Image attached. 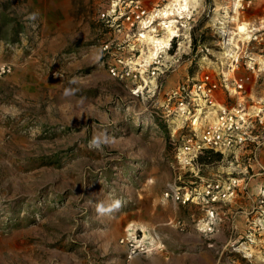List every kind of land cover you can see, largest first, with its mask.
Listing matches in <instances>:
<instances>
[{"label":"rangeland","instance_id":"rangeland-1","mask_svg":"<svg viewBox=\"0 0 264 264\" xmlns=\"http://www.w3.org/2000/svg\"><path fill=\"white\" fill-rule=\"evenodd\" d=\"M169 1L141 3L159 9ZM106 7L107 0H0V264H264L247 241L253 201L246 228L221 234L207 230L199 199L183 205L164 196L168 184L191 188L230 170L212 153L180 170L175 152L184 132L171 137L175 125L163 118L165 93L213 73L229 54L264 104V0L189 4L170 50L180 58L156 79L154 96L148 80L135 96L132 80L109 76L103 61L113 57L101 46L121 36L100 21ZM158 22L152 28L161 37ZM239 23L250 29L247 39L235 34ZM142 42L134 62L148 58L151 46ZM105 135L108 143L89 147ZM115 199L118 212H95ZM240 202L219 210L220 225Z\"/></svg>","mask_w":264,"mask_h":264},{"label":"built area","instance_id":"built-area-1","mask_svg":"<svg viewBox=\"0 0 264 264\" xmlns=\"http://www.w3.org/2000/svg\"><path fill=\"white\" fill-rule=\"evenodd\" d=\"M159 9H147L141 0H107V7L99 14L100 21L117 29L121 36L107 39L102 44V56L113 57L114 62L103 63L110 77L133 81L135 88L132 94L135 96L141 95L148 87L147 80L151 86L147 90L154 96L159 89L156 79L171 71L180 58L178 55L172 60L178 53H170L172 41L179 37L175 36L166 48L152 58L132 61L136 55V60L141 56L138 46L146 45L142 42L141 33L152 28L156 20H159L157 26L160 23ZM184 16V12L172 15L177 21L174 27L178 34L183 27L179 20ZM158 27L161 30V26ZM155 35L158 37V32ZM187 35L189 38V32ZM225 57V65L217 66L213 73L187 77L165 93L163 118H169L175 125L171 137L176 135L177 130L179 134L184 132L175 152L180 170L193 169L201 155L212 153L220 156L230 171L214 175L212 179L191 188L181 187L175 182L168 184L164 196L183 205L199 199L206 208V226L210 232L218 231L221 222L219 210L227 204H236L243 199L253 201L252 213L256 216L249 222L251 227L247 241L264 253V161L261 157L264 150V104L255 101L251 92L247 91L249 77L237 75L239 57L235 54ZM244 66L252 73L256 71L249 61H245ZM3 72L4 67L1 69ZM257 177L263 179L258 182L257 191L252 192L251 183Z\"/></svg>","mask_w":264,"mask_h":264},{"label":"bare ground","instance_id":"bare-ground-1","mask_svg":"<svg viewBox=\"0 0 264 264\" xmlns=\"http://www.w3.org/2000/svg\"><path fill=\"white\" fill-rule=\"evenodd\" d=\"M170 0L168 3L165 4L164 7L159 9L158 16L160 19V23L158 26H161L163 31V36L156 37V29L149 28L145 30L142 34L144 41H146L151 46L148 52V58L145 60L152 58L156 55L162 48H166L172 38L175 36H179L178 30L174 27V24L177 21L174 20L172 15L179 14L182 15L184 13L189 12V4H193V1L199 2V0ZM196 4V3H194ZM237 32L235 34L239 35L241 39H247L249 36L250 29H248L246 23H239L237 25ZM132 229H129L131 231Z\"/></svg>","mask_w":264,"mask_h":264},{"label":"crops","instance_id":"crops-1","mask_svg":"<svg viewBox=\"0 0 264 264\" xmlns=\"http://www.w3.org/2000/svg\"><path fill=\"white\" fill-rule=\"evenodd\" d=\"M262 179H263L262 177L255 178L254 181H252L251 185H253L254 183L258 184V182H261ZM249 206H251V202L248 201V199H243L241 200L239 207L229 208L227 212L229 214L230 220L227 223L224 222L223 224H221L220 227H218V231L221 234H224V233H228L229 231L231 232V229H233L235 226L246 228V221H247V217L249 216L247 214L248 212L247 210ZM239 208L240 211H237ZM252 217L253 216H251L250 218Z\"/></svg>","mask_w":264,"mask_h":264},{"label":"clouds","instance_id":"clouds-1","mask_svg":"<svg viewBox=\"0 0 264 264\" xmlns=\"http://www.w3.org/2000/svg\"><path fill=\"white\" fill-rule=\"evenodd\" d=\"M30 19H35V14H32L30 17ZM70 94V90H65V95H69ZM108 143V137L105 135L103 137L100 136H95L89 144L90 148H100L102 144H106ZM122 201L120 199H115L113 200L110 204H108L107 206L103 203V202H99L95 205V212L99 215V216H105V215H111L115 212H118L121 207H122ZM159 247H163V245H159ZM149 252L151 251V249L148 250Z\"/></svg>","mask_w":264,"mask_h":264}]
</instances>
